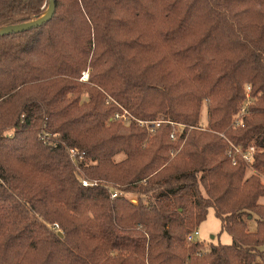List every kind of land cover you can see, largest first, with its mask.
I'll return each mask as SVG.
<instances>
[{
    "label": "trees",
    "instance_id": "trees-1",
    "mask_svg": "<svg viewBox=\"0 0 264 264\" xmlns=\"http://www.w3.org/2000/svg\"><path fill=\"white\" fill-rule=\"evenodd\" d=\"M263 179L264 0H54L0 36V264H264ZM210 209L230 245L187 241Z\"/></svg>",
    "mask_w": 264,
    "mask_h": 264
},
{
    "label": "rangeland",
    "instance_id": "rangeland-1",
    "mask_svg": "<svg viewBox=\"0 0 264 264\" xmlns=\"http://www.w3.org/2000/svg\"><path fill=\"white\" fill-rule=\"evenodd\" d=\"M84 76L86 77V80H83ZM87 78H88V72L86 71V72L82 73L81 81H87ZM85 98L86 97L84 96V100H85ZM120 111H121V114H124V111H126V110L120 107ZM117 114H119V113H117ZM197 115H198V122H199L200 126L205 128L206 124H207L206 123L207 122V104L205 101L200 103V105L198 107ZM127 117L129 119V121H128V123L123 122L124 126H129L132 122H136L138 125L140 123H145L146 125H143L141 127H144L147 130H149L150 135L155 130L154 124H158V121L155 123L154 122L152 123V122H145V121L137 120V119L133 118L128 112H127ZM152 129H153V131H151ZM227 145H228V142H227ZM74 152L77 154L79 153V151H77V150H75ZM122 157L123 156L120 155L119 157H116L115 160H119ZM247 168L248 169L246 170L245 177H248L252 174V171L250 169L251 165H247ZM262 181L264 183V179ZM131 203L136 204V198L133 197L131 199ZM261 203H264V200H261ZM255 219H256L255 216H251L250 218L246 219L248 231L250 233L255 232V229H256ZM195 231H198V236L196 237V240L199 242H202L206 248H208L210 245H216V244L230 245L232 242L231 237L226 232L222 231L221 223L219 220H217L214 217L213 211L211 209L208 212L206 220L204 222H202L199 225V227L197 228V230H195Z\"/></svg>",
    "mask_w": 264,
    "mask_h": 264
},
{
    "label": "built area",
    "instance_id": "built-area-1",
    "mask_svg": "<svg viewBox=\"0 0 264 264\" xmlns=\"http://www.w3.org/2000/svg\"><path fill=\"white\" fill-rule=\"evenodd\" d=\"M83 80H86V77H83ZM249 91L250 88L249 86H246L245 88V98L246 102L243 104L242 108L240 111L235 115V117L232 120V127H238L242 126V121L243 118L246 115V107L249 103ZM115 120H122L124 123H128L129 119L127 117V112L124 111V114H116L114 116ZM140 126L146 125L145 123H140ZM154 127L157 128L158 124H154ZM153 131V129L151 130ZM255 152V148L253 146L249 147L247 150L243 151L239 147L234 146L231 142H228V148L226 151L227 157L230 159L231 163L234 165L237 162V159L240 158L242 159L246 165H251L253 162V154ZM89 184L85 181L82 182V186L87 187ZM115 195H112L111 198H114ZM57 228V226H55ZM198 236V231L193 232L192 234L187 236V241L192 242L196 240V237Z\"/></svg>",
    "mask_w": 264,
    "mask_h": 264
},
{
    "label": "water",
    "instance_id": "water-1",
    "mask_svg": "<svg viewBox=\"0 0 264 264\" xmlns=\"http://www.w3.org/2000/svg\"><path fill=\"white\" fill-rule=\"evenodd\" d=\"M53 13H54V0H48V9L39 19L20 26H13V27L0 29V36L9 35L12 33H19L30 30L32 28L39 27L42 24L47 23L52 18ZM59 236H61V234H59Z\"/></svg>",
    "mask_w": 264,
    "mask_h": 264
}]
</instances>
